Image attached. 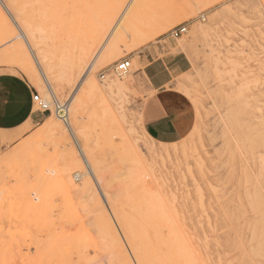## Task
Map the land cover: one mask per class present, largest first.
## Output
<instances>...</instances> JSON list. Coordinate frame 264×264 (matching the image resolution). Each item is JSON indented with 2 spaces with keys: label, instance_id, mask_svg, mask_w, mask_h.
Here are the masks:
<instances>
[{
  "label": "rangeland",
  "instance_id": "rangeland-1",
  "mask_svg": "<svg viewBox=\"0 0 264 264\" xmlns=\"http://www.w3.org/2000/svg\"><path fill=\"white\" fill-rule=\"evenodd\" d=\"M63 1L0 4V73L16 71L42 99L69 105L65 123L43 113L0 153V264H264V0ZM9 3L43 28L47 50L64 51L66 70L74 58L85 70L95 60L88 75L99 90H87V75L48 91L23 74L15 53L30 51ZM179 26L186 32L169 37ZM151 48L190 62L172 81L190 120L172 144L143 129L154 91L139 55ZM122 59L130 67L117 77Z\"/></svg>",
  "mask_w": 264,
  "mask_h": 264
},
{
  "label": "crops",
  "instance_id": "crops-1",
  "mask_svg": "<svg viewBox=\"0 0 264 264\" xmlns=\"http://www.w3.org/2000/svg\"><path fill=\"white\" fill-rule=\"evenodd\" d=\"M139 60L144 65L142 73L147 87L154 91L153 97L143 107V129L157 142L176 143L188 131L190 120L183 100L171 90V85L176 77L189 71L190 62L180 53L155 57L153 48L139 55ZM166 78L168 87L160 92V82ZM34 92H37L34 86L20 73H0V153L18 145L42 123L44 114L35 110ZM158 94L177 99L176 106L171 109V117L163 127L155 115Z\"/></svg>",
  "mask_w": 264,
  "mask_h": 264
},
{
  "label": "bare ground",
  "instance_id": "bare-ground-1",
  "mask_svg": "<svg viewBox=\"0 0 264 264\" xmlns=\"http://www.w3.org/2000/svg\"><path fill=\"white\" fill-rule=\"evenodd\" d=\"M27 1H29V0H27ZM58 1L57 0L53 1L52 0L53 3L51 2L50 6L53 7L56 2L59 3ZM73 1H71V2L73 3ZM38 3H39V0H38ZM0 4L2 6H4L2 0H0ZM43 4H45V6H47V3H45V2L43 3L42 2L41 4H39V7H40V5L42 7ZM48 4H50V3L48 2ZM63 5H64V1H63ZM63 5L61 7H64ZM9 6H10L12 12H13V14H10L9 11H8L9 16L12 18V21H13L14 25L18 29L20 38H22L24 44L27 45V47H28V49L30 51V55L28 56L25 53V51L22 48V46H19L17 51H16V53H15V54H17V58L15 60V63L18 64L21 67L22 72L27 77H29V78L34 77L36 82L41 87H46L48 89V91L51 90L52 84H53V82L56 79L63 78V77H72L74 79L78 78L79 80H82V79L85 80V78L87 77L86 81H85V82H87V84H86L87 90L88 91H98L99 90V88L97 87V85H96L95 81L93 80V78L88 75L89 72H91V70H92V67H93V64H94L95 60H93V62L91 63V66H88L86 68V70H85V63L83 62V60L80 57L74 58L73 61L71 62L70 68H68L66 70L67 56L64 53V51H61L62 53L57 54L55 52V50H54V52L52 50H47L49 46L46 49L45 48V42H42L44 35L41 33V31H42L43 28L41 26H38L37 22H35L36 24H34L33 20L30 19V18L19 16V13L17 12V9L15 7H13L10 3H9ZM66 7H68V6L66 5ZM4 8H5V6H4ZM57 8H56V12L59 13V8L60 7H57ZM61 10H63V9H61ZM66 11L69 13L70 11H74V9H72L70 11H69V9H66ZM39 14L43 18H50L53 15L52 12H46V13L42 12V14L41 13H39ZM60 15L61 14H59L57 16H59V18H60ZM57 16H56V18L58 19ZM42 17H41V19H42ZM115 19H116V15L113 16V18H111L110 21H107V22H109L108 26H111L114 23ZM121 19H122V17H121ZM41 22H42V20H41ZM47 24H48V22H47ZM114 28L118 29V30H126V27L123 24H119V22L117 24H115ZM83 70H85V71H83ZM82 72H83V74L81 75ZM84 76H86V77H84ZM116 76L119 77L117 74H116ZM61 80H63V79H61ZM59 84H61V83H59ZM117 87L123 88L124 86L119 85ZM109 89H111V88H109ZM64 103L68 104V102H64ZM67 117H68V115H67ZM67 117L65 119H67ZM65 119H60V120L64 121V123H65ZM65 126H66L67 130L70 133H72L73 128H72L71 122L70 123H66ZM47 127H48V130L51 128L50 125H48ZM91 168L89 167V169H87V173L86 174L92 179V181H94V183H95V185H96V187L98 189V192L100 190L102 192V194H103V197L105 198V196H104L105 192L109 188L107 186V189L105 190V183H104V180H103L102 176H99L97 171L95 169H93V168L91 169ZM102 194L100 193L101 196H102ZM104 198L102 200H104ZM104 201H106V200H104ZM183 248H185V247H183ZM141 264H148V261H141Z\"/></svg>",
  "mask_w": 264,
  "mask_h": 264
},
{
  "label": "built area",
  "instance_id": "built-area-1",
  "mask_svg": "<svg viewBox=\"0 0 264 264\" xmlns=\"http://www.w3.org/2000/svg\"><path fill=\"white\" fill-rule=\"evenodd\" d=\"M186 32V27L179 26L169 31L168 36L171 38H177ZM130 67V62L126 59H122L116 65L114 72L119 77L125 75ZM103 79V76H102ZM32 101L35 105V110L41 113H54L59 119H65L68 115L69 105L67 103H60L55 98L52 99V104L42 99L37 92H34Z\"/></svg>",
  "mask_w": 264,
  "mask_h": 264
},
{
  "label": "snow or ice",
  "instance_id": "snow-or-ice-1",
  "mask_svg": "<svg viewBox=\"0 0 264 264\" xmlns=\"http://www.w3.org/2000/svg\"><path fill=\"white\" fill-rule=\"evenodd\" d=\"M165 80H162L159 85V91L162 92L164 88L168 87V84ZM173 88L174 84L171 85ZM157 100L159 103L155 108V115L159 118L161 126L163 127L168 123V119L171 117V109L176 106L177 99L175 97H170L162 94L157 95Z\"/></svg>",
  "mask_w": 264,
  "mask_h": 264
}]
</instances>
